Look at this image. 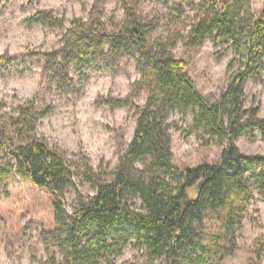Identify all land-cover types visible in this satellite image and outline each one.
Instances as JSON below:
<instances>
[{"label": "trees", "instance_id": "trees-1", "mask_svg": "<svg viewBox=\"0 0 264 264\" xmlns=\"http://www.w3.org/2000/svg\"><path fill=\"white\" fill-rule=\"evenodd\" d=\"M26 21L64 26L49 10H39ZM207 39L215 46L227 43L234 51L228 70L238 65L215 103L197 89L186 60L167 51L165 44L155 50L147 46L146 25L128 5L119 28L108 30L99 19L78 17L66 28L61 49L44 53L46 69L51 68L61 86L72 83L69 69L83 75L96 62H109L110 67L123 54L137 56L140 77L134 90L147 91L144 105L136 109L133 137L111 178L103 181L88 172L95 193L84 199L78 192L72 211L63 202L66 187L73 184L70 165L61 151L34 133L50 106H36L31 99L19 104L15 115L0 116V156L5 158L0 159V188L16 174L52 198L54 228L41 234L47 264H101L131 239L145 251L144 264H209L233 254L254 192L264 198V154L243 153L235 144L252 129L264 141L258 107L244 106L247 79L259 80L263 69L264 9L255 16L248 0L205 1L186 43L199 48ZM104 102L111 107L134 105L129 97ZM188 111L192 122L186 134L226 140L218 163L186 170L173 163L167 119L173 112ZM134 200L140 201L141 210L132 207ZM253 245L250 264H260L264 236ZM56 250L62 258L58 262Z\"/></svg>", "mask_w": 264, "mask_h": 264}, {"label": "rangeland", "instance_id": "rangeland-1", "mask_svg": "<svg viewBox=\"0 0 264 264\" xmlns=\"http://www.w3.org/2000/svg\"><path fill=\"white\" fill-rule=\"evenodd\" d=\"M205 1L208 0H0V116L15 115L16 107L31 99L36 106H50V113L37 120L34 133L49 147L61 151L70 165L73 184L66 187L63 195L68 211L77 207L78 192L84 199L95 193L96 186L88 172L103 181L111 178L120 154L133 137L136 109L144 105L147 91L134 90L140 77L137 56L123 54L110 67L109 62H96L82 70L83 75L69 69L72 83L61 86L58 77L51 75V68L46 69L44 53L61 49L62 36L75 18L93 17L103 21L108 30L119 28L128 5L146 25L147 46L155 50L159 43L165 44L167 51L186 60L197 89L215 103L238 65L228 70L236 56L227 43L215 46L207 39L199 48L187 45L188 32ZM248 3L255 16L264 9V0ZM39 10L51 11L54 17L63 19L64 26L29 24L26 19ZM109 97H129L135 106L111 107L104 102ZM244 106H257L258 117L264 118V59L260 79H247L245 83ZM167 122L172 161L180 169L219 162L226 140L203 138L194 131L186 134L192 122L190 111L173 112ZM235 144L243 153L264 154V141L256 129L243 133ZM132 207L141 210L140 201L134 200ZM207 224L209 229L213 227ZM52 228L50 194L11 175L7 185L0 188V264H47L41 234ZM259 236H264V198L255 191L236 234L235 251L209 264H250L253 243ZM117 251L101 264H144L147 260L134 239ZM55 257L57 262L62 259L57 250ZM260 264H264V255Z\"/></svg>", "mask_w": 264, "mask_h": 264}]
</instances>
